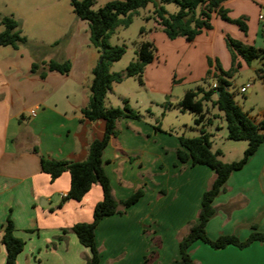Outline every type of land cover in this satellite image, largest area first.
Masks as SVG:
<instances>
[{"label": "crops", "instance_id": "obj_1", "mask_svg": "<svg viewBox=\"0 0 264 264\" xmlns=\"http://www.w3.org/2000/svg\"><path fill=\"white\" fill-rule=\"evenodd\" d=\"M231 1L235 0L227 1L225 9ZM254 47L264 51L262 45ZM12 106L10 86L0 68V264L6 262L2 228L8 216L15 235L25 242L17 264H85L83 256L89 257L90 250L73 233L64 235L63 241L58 237L76 223L92 221L93 209L103 199L102 189L94 185L81 202L65 201L69 174L52 181L42 172L40 157L33 150L37 147L47 159L83 162L89 145L104 136L105 122L83 120L81 105L61 109L44 100L37 104L36 115L31 112L24 123L19 114H12ZM117 129L120 132L103 153L113 194L124 200L142 186L145 194L124 215L107 217L98 225L99 264H145L144 257L155 247L142 231L151 224L160 242L156 264H170L180 259L179 240L189 223L197 220L214 173L205 166L179 162L180 142L163 141L148 125L122 120ZM225 188L214 202L217 215L207 225L210 239L234 235L245 240L254 227L264 232V144L242 170L231 175ZM164 225L171 234L160 233ZM190 255L195 264H264V243L215 250L197 242Z\"/></svg>", "mask_w": 264, "mask_h": 264}, {"label": "rangeland", "instance_id": "obj_2", "mask_svg": "<svg viewBox=\"0 0 264 264\" xmlns=\"http://www.w3.org/2000/svg\"><path fill=\"white\" fill-rule=\"evenodd\" d=\"M111 1L116 0H97L93 9L96 11ZM164 8L168 14L180 10L174 3L165 4ZM226 9L231 21L214 14L212 27L192 42L184 38L168 39L155 22L152 4L131 13L132 24L118 27L108 40L109 46L124 47L126 51L121 60L110 65L109 72L125 73L138 60L142 42L154 44L156 57L144 71L143 84L133 77L113 85L105 99L106 108L123 107V101L127 100L140 116V120L134 121L152 127L163 141L173 144V140L179 142L182 136L196 138L201 135L200 126L195 124L197 116L182 112L177 104L187 91L199 87L209 90L222 76L230 83L229 89L242 109L255 120L263 119L264 81L258 70L264 69V61L254 60L248 65L239 59L241 66L233 70L227 39L264 47V4L262 0H235ZM3 17L17 21L21 37L27 41L18 49L0 46V68L10 86L12 114H19V120L26 123L30 113L36 112L37 104L44 100L49 105L57 103L61 109H71L73 105L86 108L93 80L91 65H98L100 54L91 44L88 24L75 15L70 0H0V33L5 30ZM239 19L246 23V32L235 23ZM51 61L70 62V73L49 72L47 65ZM34 63L40 65L38 73H44L45 79L32 73ZM248 84L250 88L242 94L241 88ZM167 103L173 107L167 108ZM204 112L212 120L206 128L212 150L222 151L221 160L226 163L242 159L247 142L228 138L223 113L212 102H204ZM140 188L145 190L144 186ZM152 226L142 231L155 247L144 257L145 264H156L158 260L160 242L157 228ZM167 227L164 225L158 231L168 235ZM83 258L86 260L88 256Z\"/></svg>", "mask_w": 264, "mask_h": 264}, {"label": "trees", "instance_id": "obj_3", "mask_svg": "<svg viewBox=\"0 0 264 264\" xmlns=\"http://www.w3.org/2000/svg\"><path fill=\"white\" fill-rule=\"evenodd\" d=\"M96 1L70 0V3L75 15L88 24L91 44L100 54V62L92 70L93 80L90 86L89 104L82 110V116L83 120L91 122L103 120L105 122L104 136L89 145L86 160L78 163L47 159L40 155L37 147L33 150L40 157L42 172L49 175L52 181L64 173L69 174L70 190L63 197L65 201L81 202L94 185L102 189L103 199L95 205L92 221L76 223L71 228L62 230L63 236L58 237V241H63L66 239L64 235L73 233L79 243L90 250L91 255L86 258L85 264L100 263L96 229L101 221L114 215H123L145 194L143 188H139L124 200H117L113 194L111 181L104 169L103 153L111 139L117 137L119 133L117 123L122 120H140V116L130 108L127 100L123 101V107L106 108L105 99L113 85L122 83L125 78L136 77L143 84L144 71L154 61L157 49L152 42H142L138 50V60L132 62L125 73H110V65L121 60L126 51L124 47L109 46V38L118 27H128L132 24L131 13L149 4L154 6L153 14L156 24L170 40L184 38L188 42L194 41L205 29L212 27L211 19L214 14L225 21H231L228 10L224 8V4L229 0H116L106 3L95 11L93 7ZM171 3L180 7L178 13H167L164 5ZM1 23L5 30L0 33V46L18 49L20 44H27L26 39L21 37L20 24L17 21L3 17ZM235 23L244 32L247 31L244 20L239 19ZM227 46L232 54L233 70L241 66L239 59L248 65L254 60L264 59V51L240 41L228 38ZM39 68L40 65L34 63L32 73L39 74L42 79H45L44 73H38ZM47 70L67 75L71 71V64L68 61L64 63L51 61L47 65ZM259 71L264 72L262 69ZM225 75L230 76L229 73ZM260 78L264 80V75ZM229 87L230 83L220 76L216 88L205 90L199 87L196 90H189L177 104L182 112H191L197 116L195 124L200 126L201 133L196 138L184 136L179 138L181 147L176 150L177 158L183 164L191 162L193 166L209 168L213 171L214 178L203 194L197 220L189 223L187 233L179 240L180 259L170 264H195L190 255V249L197 242H202L215 250L225 249L228 246L245 249L256 242L264 243V232L258 231L255 227L245 240L234 235H223L212 240L207 234L208 223L217 215V208L214 205L216 198L226 190L225 186L231 175L242 170L264 144V119L258 123L255 122L236 102L235 94ZM204 102H212L213 106L223 113L230 140L247 142V148L239 161L226 163L221 160L222 151L212 150L210 134L206 129L212 120L207 119ZM166 107L172 108L173 105L167 103ZM2 244L7 253L5 264H17L19 255L25 249V242L15 235V225L11 216H8L2 228Z\"/></svg>", "mask_w": 264, "mask_h": 264}, {"label": "built area", "instance_id": "obj_4", "mask_svg": "<svg viewBox=\"0 0 264 264\" xmlns=\"http://www.w3.org/2000/svg\"><path fill=\"white\" fill-rule=\"evenodd\" d=\"M214 88H216V84L213 85ZM250 88V84L244 86L243 88H241L240 92L242 94H245L247 92V90ZM36 115V112H32V116H35ZM66 195H64L65 197Z\"/></svg>", "mask_w": 264, "mask_h": 264}]
</instances>
